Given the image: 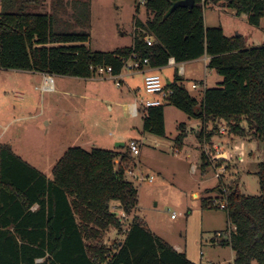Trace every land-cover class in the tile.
<instances>
[{
	"label": "trees",
	"instance_id": "obj_1",
	"mask_svg": "<svg viewBox=\"0 0 264 264\" xmlns=\"http://www.w3.org/2000/svg\"><path fill=\"white\" fill-rule=\"evenodd\" d=\"M177 1L148 0L150 18H135L136 26L155 37L154 45L144 41L145 31H138L130 46L96 51L87 45V31L57 30L53 15L9 11L2 0L0 70L91 78L92 66H112L120 73L124 59L133 54L149 58L153 68L165 67L172 57L184 63L207 55L208 67L223 80L206 88L199 101L176 76L169 84L174 90L169 103L204 123L224 119L235 134L264 141V45L246 46L241 35L228 36L222 26H206L204 16L205 5L213 3L246 14L258 24L264 16V0H195L193 8L178 6L171 11ZM144 128L165 136V105L148 109ZM199 136L205 142L212 134L203 129ZM119 157L122 165L116 162ZM201 161L202 168L211 165L205 153ZM130 162V152L70 147L49 178L9 144L1 145L0 264H196L138 216L122 244L116 242L117 251L105 250L100 241L87 243L111 228L123 231L115 204L128 215L134 213L138 188L126 172ZM258 176L260 195L232 191L223 196L228 223L237 227L223 241L236 252L234 264H264V162ZM205 202L206 198L207 207ZM36 204L39 207L33 210ZM39 258L44 260L37 262Z\"/></svg>",
	"mask_w": 264,
	"mask_h": 264
},
{
	"label": "rangeland",
	"instance_id": "obj_2",
	"mask_svg": "<svg viewBox=\"0 0 264 264\" xmlns=\"http://www.w3.org/2000/svg\"><path fill=\"white\" fill-rule=\"evenodd\" d=\"M33 1L31 4L30 0H5L9 11L24 9L53 15L57 30L87 31L90 34L87 45L96 51H113L132 45L134 34L138 32L135 18L143 21L150 18L146 8L138 5V0ZM204 16L209 27L222 26L230 36L241 35L246 46L264 45V16L255 24L249 21L248 15L238 16L233 9L213 3L205 5ZM184 65L185 75H180L178 66L162 68L161 75L164 80L180 76L186 88L198 98L206 88L218 86L223 80L204 60L184 62ZM53 77L55 89L42 92L43 78L38 72L0 70V123L8 125L6 129L0 125V133L3 132L0 146L11 140L14 152L23 159L35 158L39 163L43 158L46 167L53 168L70 147L129 152V141L138 140L141 153L130 154V167L154 179L135 180L137 215L149 228L172 244L187 248L191 255L200 258L202 252L203 264L207 259L217 264H231L233 248L223 242H211V234L220 231L226 235L229 227L227 212L218 204L232 191L247 196L261 194L258 170L264 162V141L235 134L224 119L204 123L174 105L165 107L166 134L159 136L145 130L142 114L127 115L125 104L133 98L126 89L125 77L122 87L110 77ZM193 83L199 86L193 88ZM41 110L43 116L39 115ZM35 113H38L35 119L12 121L16 116ZM218 127L225 133H220ZM203 129L205 134H212L205 142L199 136ZM118 142L125 145L118 146ZM203 153L211 162L207 168H202ZM212 163L226 166L221 178L216 176ZM50 174L53 178V172ZM204 198L207 207L203 204ZM114 210L122 214L117 204ZM173 213L176 218L171 217ZM110 234L115 236L110 238ZM124 236L125 231L111 228L87 243L100 241V246L106 250L108 246L114 248L119 237Z\"/></svg>",
	"mask_w": 264,
	"mask_h": 264
},
{
	"label": "built area",
	"instance_id": "obj_3",
	"mask_svg": "<svg viewBox=\"0 0 264 264\" xmlns=\"http://www.w3.org/2000/svg\"><path fill=\"white\" fill-rule=\"evenodd\" d=\"M147 1L148 0H138V5L140 7H145ZM135 28L138 31H145L144 29H141L140 27L136 25H135ZM143 39L148 45H154L155 43V37L147 31H145V35ZM168 64L178 66L180 74L184 73L183 62L181 63L177 62L175 58L172 57L169 59ZM145 66H150L149 58L142 59L137 54H133V55H130L128 58L124 59V66L120 73H115L113 71L112 66H99V67L92 66L91 67V69L93 70L92 77H95V76H100L101 78L110 77L111 79L115 81L118 87H122L124 84L123 71L125 69L130 70V71H142ZM40 86H41L42 92L53 90L54 80L52 76L45 74ZM198 86H199V83L193 84V87H198ZM143 92L145 93L144 97L141 95H138V93H135L134 101L125 105V110L128 116L137 117L140 114H142L144 117L147 114V111L150 107L168 104L170 102V98L172 97L174 93V90L172 87L169 86L168 83L165 82L161 74L156 73V72H149L144 76ZM218 131L220 133H225V130L222 127H218ZM127 148L132 156H137L141 153V144L136 139H131L127 145ZM117 161H118V165H122V162L120 163L119 160ZM214 168L216 171V176L218 178H221L222 172L226 170V166L217 164V165H214ZM126 172L131 178H133L134 180L138 182H144L146 180L153 181L154 179L153 176L150 177L148 175H144L143 173H137L134 170V167L126 168ZM214 202L216 203L217 201L215 200ZM220 207L226 208V203H220ZM133 217H134L133 214L128 215L122 212L121 218H122L123 223H126L130 219L126 227H124L123 229L125 233L130 229L131 222L133 221ZM172 217L175 218L176 214L173 213ZM236 230H237V227L233 224H230L227 229L226 235H224L223 232L218 231L214 233L213 237H215L218 240L219 239L221 240L223 237L230 239L232 234L236 233Z\"/></svg>",
	"mask_w": 264,
	"mask_h": 264
},
{
	"label": "crops",
	"instance_id": "obj_4",
	"mask_svg": "<svg viewBox=\"0 0 264 264\" xmlns=\"http://www.w3.org/2000/svg\"><path fill=\"white\" fill-rule=\"evenodd\" d=\"M34 1L33 0H31V2H29V3H33ZM2 9H3V3H2V0H0V12L2 11ZM234 10V9H233ZM234 13H236V11L234 10ZM237 14V13H236ZM238 15V14H237ZM242 15H244L245 17H246V14H242ZM239 16V15H238ZM142 20V19H141ZM205 24H206V21H205ZM206 26H208V24H206ZM209 27V26H208ZM224 29V28H223ZM225 31V30H224ZM226 33V32H225ZM228 36H230L229 34H227ZM257 46H259V45H257ZM209 56H207V55H204V56H202V57H200V58H198V59H195V61H197V60H204V63H205V65L206 66H208V63H209ZM194 61V60H193ZM189 62V61H188ZM175 65H171V64H167L165 67H161V68H153V67H150V66H145L144 67V69L142 70V71H130V70H127V71H123V73H124V77H125V79H126V85H127V90H128V92L130 93V95H131V97L133 98V101H134V99H135V93H138V95H141V96H145V93L143 92V80H144V76L147 74V73H149V72H156V73H159V74H161V72H160V70L162 69V68H166V67H174ZM183 67H184V73L183 74H180V75H185L186 74V68H185V65H184V63H183ZM30 72V71H29ZM32 72H34V71H32ZM39 74H41L42 75V78H44V75L45 74H42V73H40V72H38ZM52 76V75H51ZM182 77H184V76H182ZM52 78H53V80H54V77L52 76ZM174 81V79L173 78H171V77H166V79H165V82L166 83H168V84H170V83H172ZM179 83H181V84H183L184 85V83L181 81V82H179ZM194 84V83H193ZM193 84H192V87H193ZM185 86V85H184ZM186 87V86H185ZM193 88H197V87H193ZM54 89H55V86H54ZM134 89L135 90H137V91H134ZM188 89V88H187ZM189 90V89H188ZM205 91V90H204ZM204 91L199 95V98L198 97H196V98H198L199 99V101L200 100H202V98H203V96H204ZM190 92V91H189ZM191 93V92H190ZM132 100L131 101H129V102H126L127 104H129V103H131V102H133ZM127 104H125V105H127ZM167 105H171L172 106V104H170V103H168V104H166L165 105V107L167 106ZM44 111H45V109H44ZM36 115H38V113L36 114H27V115H24V116H19V117H14L13 119H12V121L14 120V119H35L36 118ZM39 115L40 116H43V110H41L40 112H39ZM50 120V119H49ZM48 123V122H47ZM0 125H1V127H3V129H6L7 127H8V125L7 124H3V123H0ZM2 133L3 132H1L0 133V144H2L3 143V141H2ZM9 143V145L12 147V149H13V142H11V140H10V142H8ZM14 150V149H13ZM15 151V150H14ZM18 154V153H17ZM22 157V156H21ZM23 158V157H22ZM60 159V158H59ZM25 160V159H24ZM28 163H30L31 165H33V166H35L36 168H38L43 174H45V175H47V177H49V178H52V175L50 174L51 172H53V168L51 167V165L48 167H46V160L45 159H41L40 160V162L38 163V161L35 159V158H33V160H26ZM35 162H37L36 164H35ZM40 165V166H39ZM44 167V168H43ZM208 189H211V188H207L206 190H208ZM205 190V191H206ZM199 194H200V196H201V193L200 192H198ZM210 194H211V192H210ZM209 193L208 194H206L207 195V197H210L211 195H210ZM206 197V198H207ZM221 203H226L225 201H223V199L221 200ZM39 207V205L38 204H36V205H34V207H33V210H36L37 208ZM219 207V206H218ZM208 208H210V207H208ZM215 208H217V207H215ZM220 208V207H219ZM225 209V208H224ZM133 215L134 216H138L137 215V208L134 210V213H133ZM139 217V216H138ZM171 217H172V215H171ZM173 218V217H172ZM176 218V217H175ZM153 230V229H152ZM154 231V230H153ZM156 234H158L156 231H154ZM218 232V231H217ZM116 234V233H115ZM115 234L113 235V234H110V238L111 237H113V236H115ZM159 236H161L160 234H158ZM212 236H211V242L212 243H217V242H223V241H226L227 240V238L226 237H223L221 240L219 239H216L215 237H213L214 236V233L213 234H211ZM125 237V236H124ZM163 239H165L163 236H161ZM116 238V237H115ZM120 239L118 240V245L120 246L121 244H122V240L124 239V238H122V237H119ZM166 240V239H165ZM169 244H171L176 250H178V251H180V252H185L186 253V255H187V257L192 261V262H194V263H196V264H199L198 263V261L200 262V263H202V261H203V258H204V254L201 252V255H200V258H199V256L198 255H191V253L188 251V249L186 248V249H183L181 246H179V245H174V244H172L171 242H169L168 240H166ZM118 245H115L114 246V250L115 251H117V246ZM109 247V246H108ZM203 254V255H202ZM235 258H236V252L234 251V255H232V257H231V259H230V261L232 262L231 264H234V260H235ZM44 260V258H39V259H37V262H42ZM203 264V263H202ZM204 264H217L215 261H213V260H211V259H207L206 261H205V263Z\"/></svg>",
	"mask_w": 264,
	"mask_h": 264
},
{
	"label": "water",
	"instance_id": "obj_5",
	"mask_svg": "<svg viewBox=\"0 0 264 264\" xmlns=\"http://www.w3.org/2000/svg\"><path fill=\"white\" fill-rule=\"evenodd\" d=\"M194 5H195V0H178L177 2L174 3L173 7L171 8V11H173L178 6L193 8ZM117 145L118 146H124L125 143L124 142H118Z\"/></svg>",
	"mask_w": 264,
	"mask_h": 264
}]
</instances>
